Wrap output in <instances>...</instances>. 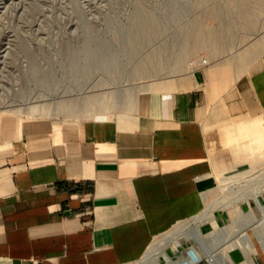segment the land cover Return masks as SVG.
<instances>
[{
	"label": "crops",
	"instance_id": "0c3cea01",
	"mask_svg": "<svg viewBox=\"0 0 264 264\" xmlns=\"http://www.w3.org/2000/svg\"><path fill=\"white\" fill-rule=\"evenodd\" d=\"M138 82L111 118L2 115L0 264L153 260L152 243L210 211L223 178L264 169V42Z\"/></svg>",
	"mask_w": 264,
	"mask_h": 264
},
{
	"label": "rangeland",
	"instance_id": "374dc122",
	"mask_svg": "<svg viewBox=\"0 0 264 264\" xmlns=\"http://www.w3.org/2000/svg\"><path fill=\"white\" fill-rule=\"evenodd\" d=\"M139 1L163 29L132 27ZM241 1L0 0V119L7 112L69 119L111 118L129 104L120 93L136 89L139 79L177 74L201 59L214 64L239 58L264 42V0H250L249 10L254 9L255 15L249 11L252 15L248 17L240 9ZM210 3L219 10L218 16L212 15L219 18L216 21L207 14ZM251 22L255 25L250 26ZM191 24L202 29L201 34L222 30V49L212 52L210 40L209 47L205 42L191 47L190 40L201 35L189 27ZM194 32H198L195 38ZM255 176L254 182L252 177L223 178L220 195L209 205L210 211L162 236L155 245L158 248L150 251L157 257L147 262L264 264V169ZM216 211L226 212L223 225L211 228L196 223L212 219ZM192 229L200 230L205 240L196 233L195 238ZM214 235L218 240L227 235L229 240L216 249L215 244L209 245ZM182 249L189 252L184 254Z\"/></svg>",
	"mask_w": 264,
	"mask_h": 264
},
{
	"label": "bare ground",
	"instance_id": "6f19581e",
	"mask_svg": "<svg viewBox=\"0 0 264 264\" xmlns=\"http://www.w3.org/2000/svg\"><path fill=\"white\" fill-rule=\"evenodd\" d=\"M235 1H237V0H235ZM250 0H242L241 1V7H240V9H241V11H243V13H247V15H246V17H248V16H250V15H252V13L254 12L253 10L254 9H252V11L251 10H249V7H251V6H249V4H250ZM212 3H210L208 6L209 7H207L208 8V10H207V14H209V15H213V16H216L217 14H218V12H219V10L218 9H216V7L215 6H212L211 5ZM261 4V3H260ZM262 6L261 7H263V5H264V3L262 2V4H261ZM255 7V6H254ZM260 7V6H259ZM256 8H257V6H256ZM259 9V8H258ZM257 9V10H258ZM206 11V10H205ZM252 12V13H250V12ZM248 12L250 13V14H248ZM220 13H221V11H220ZM219 13V14H220ZM242 13V12H241ZM135 15V14H134ZM253 15H255V12H254V14ZM203 16V15H202ZM205 16V15H204ZM212 16V17H213ZM218 16V15H217ZM221 16V15H220ZM244 16V15H243ZM207 17V16H206ZM214 19H215V21L217 20V18L218 17H213ZM251 18H253V16L251 17ZM254 18H256V17H254ZM206 19V18H205ZM219 19V18H218ZM220 20H221V17H220ZM256 21V20H255ZM199 22V21H198ZM203 22H204V20H203ZM218 22V21H217ZM249 22V21H248ZM254 22V21H253ZM253 22H251V23H253ZM257 22V21H256ZM193 23H195V22H193ZM219 24H220V22H218ZM192 25V26H191ZM189 27H193L194 28V26H195V24H191ZM197 25V24H196ZM248 25V24H247ZM253 25H255L254 23L253 24H251L250 26H253ZM164 25L160 22V21H158L153 15H151V13L150 12H148L147 11V9L145 8V6L139 1V3L137 4V7H136V15L135 16H133V23H132V27L133 28H141V29H147V30H155V29H163L164 27H163ZM198 26V25H197ZM210 26H212V25H210ZM249 26V25H248ZM199 27H202L203 28V25H199ZM244 27V26H243ZM205 28V27H204ZM207 28V27H206ZM213 27H211V29H212ZM187 29V28H186ZM195 30L197 29L198 30V32L201 30V32H202V29H198L197 27L196 28H194ZM208 29V28H207ZM190 29H188V31H189ZM194 30V31H195ZM205 30V29H204ZM213 30V29H212ZM186 31V30H185ZM192 31V30H191ZM220 31V30H219ZM217 29L215 30V31H213V32H209V31H207V32H209L208 33V35H207V33L205 32V33H203L204 35H205V37H204V35L203 34H201V32H199V34H201V35H199V37H196L197 36V34H198V32H197V34L194 36V38L196 37L197 38V40H196V38H195V40H190L191 41V44H192V46L191 47H195V48H198L197 46L198 45H202V44H204V42H205V44L207 45V41L208 40H210L213 44H211V42H210V45H214L213 47L211 46V47H209L208 45H207V47H209V48H213L211 51L213 52L214 50L216 51V49H219V48H221L222 49V47L221 46H223V38H222V40H221V34L222 33H220ZM187 32V31H186ZM204 32V31H203ZM193 33V34H194ZM188 34V33H187ZM189 34H192V33H190L189 32ZM150 35V34H149ZM203 35V37L201 38V39H198V38H200V36H202ZM193 36V35H192ZM220 36V37H219ZM151 37V36H150ZM186 41H187V38L185 39ZM184 40V41H185ZM185 41V42H186ZM195 41V42H194ZM186 44V43H185ZM184 44V45H185ZM183 45V46H184ZM169 46V45H168ZM189 47V46H188ZM190 47V48H191ZM200 47V46H199ZM162 48H163V50H164V47L162 46ZM185 48V47H184ZM194 48V49H195ZM161 49V48H160ZM185 49H187V51H188V48L186 47ZM192 49V48H191ZM167 50V49H166ZM190 50V49H189ZM220 51V50H219ZM163 52V51H162ZM184 52H186V50H184ZM215 53V52H214ZM156 54V53H155ZM164 54V53H163ZM162 54V55H163ZM152 55V54H151ZM160 55V54H159ZM161 56V55H160ZM148 57H150V56H148L147 55V59H151V57L150 58H148ZM154 57V56H153ZM156 59H159L158 58V55H156V57H155ZM155 58H154V61H155ZM164 57H162V59H163ZM162 59H159V61L160 62H162V61H164V60H162ZM145 61V60H144ZM149 61V60H148ZM151 61H153V58L149 61V62H151ZM158 63H159V61L158 60H156ZM165 62V61H164ZM151 63H153V62H151ZM158 63H154L155 65H157ZM168 64H169V62H167ZM153 64V65H154ZM167 64V65H168ZM172 64V63H171ZM140 66H142V64L140 65ZM144 66V65H143ZM157 66H159V65H157ZM156 66V67H157ZM163 66V65H162ZM170 66V65H169ZM161 68V67H160ZM139 69V68H138ZM137 70V69H136ZM158 70V69H157ZM132 79V78H131ZM128 80V79H127ZM130 80V79H129ZM122 98V97H121ZM120 99V98H119ZM72 102V101H71ZM80 103H82V102H80ZM79 103V104H80ZM254 182V181H253ZM264 215V214H263ZM193 231V232H192ZM192 234H194V233H196L197 235H199V237H201V239H204L205 240V238H206V236L205 235H202V233L200 232V230H198V229H192ZM215 231H217V230H215ZM200 233H201V235H200ZM217 233H219V231H217ZM195 235V234H194ZM197 235H195L194 237L196 238V236ZM221 235H225V233H221ZM197 238H198V236H197ZM227 240H229V237L226 235L225 237H223V238H220L219 240L217 239V237L215 238V235H214V238H213V241H210V243H209V245L210 244H215L214 245V247L216 248V249H218L219 247H221L224 243H225V241H227ZM197 241H199V239L197 240ZM202 241V240H201ZM218 241V242H217ZM203 242H205V241H203ZM203 242H201V244L203 243ZM199 243H200V241H199ZM207 245H208V240L205 242ZM204 243V244H205ZM157 243H152V245L150 246V248L147 250V253L149 254V252L150 251H152V250H155V245H156ZM200 244V245H201ZM154 246V247H153ZM203 246V245H202ZM206 246V245H205ZM203 248V247H202ZM206 248V247H205ZM146 253V252H145ZM147 253H146V255H147ZM151 253V252H150ZM197 253V252H196ZM146 255H145V257H146ZM148 256V255H147ZM149 256H150V254H149ZM144 258V257H143ZM147 260H149V258H144L143 260L141 259V262H139V264H151V263H148L147 262ZM170 261H168V263H169ZM172 262V261H171ZM181 262V261H180ZM221 262V261H220ZM224 262H225V260H224ZM194 262L192 261V264H193ZM195 263H197V262H195ZM194 263V264H195ZM222 263V262H221ZM226 263H227V261H226ZM226 263H224V264H226ZM172 264V263H171ZM179 264V263H178ZM181 264V263H180ZM223 264V263H222Z\"/></svg>",
	"mask_w": 264,
	"mask_h": 264
},
{
	"label": "built area",
	"instance_id": "2783aa9c",
	"mask_svg": "<svg viewBox=\"0 0 264 264\" xmlns=\"http://www.w3.org/2000/svg\"><path fill=\"white\" fill-rule=\"evenodd\" d=\"M209 63H208V61L207 60H205V59H201V60H199L198 62H196L195 64H194V67H203V66H206V65H208Z\"/></svg>",
	"mask_w": 264,
	"mask_h": 264
}]
</instances>
